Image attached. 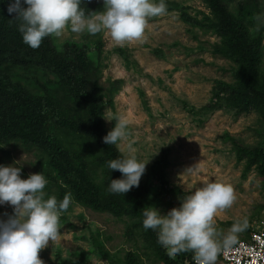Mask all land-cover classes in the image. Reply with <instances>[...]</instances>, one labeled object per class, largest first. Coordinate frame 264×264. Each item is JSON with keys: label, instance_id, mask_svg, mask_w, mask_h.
I'll use <instances>...</instances> for the list:
<instances>
[{"label": "rangeland", "instance_id": "1", "mask_svg": "<svg viewBox=\"0 0 264 264\" xmlns=\"http://www.w3.org/2000/svg\"><path fill=\"white\" fill-rule=\"evenodd\" d=\"M240 1H231L230 9ZM259 1L264 6V0ZM165 3L167 12L148 18L140 40L117 44L106 31L90 35L65 30L61 38L52 36V41L60 49L68 40L85 41L91 46L103 42L100 80L103 92L108 91L112 82L119 81L112 102L106 101L104 105L105 129L114 127L115 121L111 119L117 115L128 120L129 135L121 143L124 152L117 150L118 153L125 154L128 144H132L137 158L148 162L141 183L150 185L155 192L158 183L151 166L167 152L166 175L175 189L171 194L158 196L152 205L164 214L178 207L184 195L205 181L231 184L235 200L231 207L215 215L214 225L224 233L233 222L246 217L248 227L237 234L236 242L248 239L251 232L264 227V174L258 168L263 160L250 165L253 155L238 159L230 137L246 147L264 151V105L258 102L242 108L238 98L222 92V83L244 89L241 74L247 71L238 58L214 51L217 45L226 46L224 35L194 22L195 19L209 23L213 19L209 2L165 0ZM103 10L104 7L99 12ZM183 13L193 21L185 20ZM259 70L264 72V48ZM216 103L221 106L215 107ZM95 146L99 148L97 152L110 159L103 140ZM0 159L4 165L20 167L22 178L42 171L40 151L28 150L20 143H0ZM90 171L103 185L106 196L119 207L137 205V199L129 191L125 194L106 191L111 179L121 178L116 170L92 165ZM5 213L11 215L13 206L0 205V218L7 219ZM95 238L121 263L132 255L136 264H165L156 255L155 241L143 228L140 215L124 212L117 216L75 201L60 214L57 238L39 253L45 264H61L62 260L110 264L95 250ZM219 259L220 252L216 262Z\"/></svg>", "mask_w": 264, "mask_h": 264}, {"label": "trees", "instance_id": "2", "mask_svg": "<svg viewBox=\"0 0 264 264\" xmlns=\"http://www.w3.org/2000/svg\"><path fill=\"white\" fill-rule=\"evenodd\" d=\"M212 8L213 19L209 23L195 20L200 26H209L226 37V46L214 49L225 57H236L247 72L241 74L244 89L222 83V92L238 98L242 108L255 103L264 105V72L259 70L263 53L264 6L259 0H241L230 9L235 0H207ZM22 7H27L22 3ZM86 12L95 15L104 7L103 0H82ZM8 0L0 2V143H20L28 150L40 151L41 173L47 180L45 196L55 195L61 200L66 193L71 201L117 216L134 212L142 218V208L152 205L162 194H171L175 187L166 175L169 163L165 151L161 159L151 166L158 189L153 192L148 184L134 186L129 193L137 199L136 206L119 207L110 200L103 185L92 175L91 166L101 167L106 161L121 156L115 145H107L109 158L103 157L95 145L107 134L104 126V105L112 102L117 91L118 80L103 92L101 80V53L103 42L91 46L85 41L68 40L60 49L52 36L42 39L41 45L33 49L23 43L17 30L15 14L7 12ZM185 20L193 21L187 14ZM207 24V25H206ZM124 54V51L120 49ZM221 106L216 103L215 107ZM213 107V106H212ZM238 159L254 156L250 165L262 159L258 167L264 174V151L244 146L231 138ZM0 164H3L0 159ZM121 177L119 170H116ZM155 241L156 255L165 264H194L191 252H182L170 259L165 249L157 243L155 231L148 229ZM95 250L110 261V264H136L132 255L124 263L113 258L104 244L94 239ZM40 258L43 260L41 254ZM44 261V260H43ZM45 264V263H44ZM61 264H83L61 261Z\"/></svg>", "mask_w": 264, "mask_h": 264}, {"label": "clouds", "instance_id": "3", "mask_svg": "<svg viewBox=\"0 0 264 264\" xmlns=\"http://www.w3.org/2000/svg\"><path fill=\"white\" fill-rule=\"evenodd\" d=\"M81 4L82 0H8L7 12L15 14L12 20L18 22L23 43L33 49L45 37L61 38L65 30L90 35L106 31L117 44L137 41L148 18L167 12L165 0H103L104 10L95 15ZM259 24H264V17H258ZM111 120L115 125L103 142L123 153L121 143L129 135L128 120L122 115ZM134 152L129 143L125 154L106 161L110 170L121 173V178L111 179L108 193L125 194L139 186L148 162L139 160ZM20 173L15 164H0V205L13 206L11 215L4 214L7 219L0 218V264H44L39 252L57 238L59 217L68 210L71 194L66 193L59 201L55 195L46 197L43 190L47 180L42 173H30L27 178ZM234 200L231 184L208 180L164 214L153 205L142 208V226L155 231L157 243L170 259L191 252L194 264H215L218 252L231 248L237 234L248 227L245 217L224 233L216 229L215 215L231 207Z\"/></svg>", "mask_w": 264, "mask_h": 264}, {"label": "built area", "instance_id": "4", "mask_svg": "<svg viewBox=\"0 0 264 264\" xmlns=\"http://www.w3.org/2000/svg\"><path fill=\"white\" fill-rule=\"evenodd\" d=\"M215 264H264V227L254 230L248 239L236 242L231 248L222 249Z\"/></svg>", "mask_w": 264, "mask_h": 264}]
</instances>
